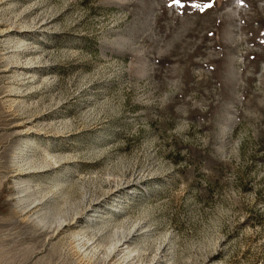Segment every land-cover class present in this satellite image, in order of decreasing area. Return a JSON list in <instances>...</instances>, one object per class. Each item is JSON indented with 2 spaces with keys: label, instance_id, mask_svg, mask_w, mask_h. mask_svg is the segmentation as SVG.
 I'll return each instance as SVG.
<instances>
[{
  "label": "rangeland",
  "instance_id": "rangeland-1",
  "mask_svg": "<svg viewBox=\"0 0 264 264\" xmlns=\"http://www.w3.org/2000/svg\"><path fill=\"white\" fill-rule=\"evenodd\" d=\"M0 264H264V0H0Z\"/></svg>",
  "mask_w": 264,
  "mask_h": 264
},
{
  "label": "bare ground",
  "instance_id": "bare-ground-1",
  "mask_svg": "<svg viewBox=\"0 0 264 264\" xmlns=\"http://www.w3.org/2000/svg\"><path fill=\"white\" fill-rule=\"evenodd\" d=\"M49 219L52 220L53 222L57 223L60 228H63L66 226L65 221L63 220V215H60V214L57 216L51 215L49 217ZM66 219H67V217H66ZM132 235H133L132 232L126 233L124 231L115 232L113 235H111L110 240H112V241L118 240L119 238L121 239V242H118L117 247H115V250L117 253H119V254L127 253L129 245L131 244V241L133 239Z\"/></svg>",
  "mask_w": 264,
  "mask_h": 264
},
{
  "label": "snow or ice",
  "instance_id": "snow-or-ice-1",
  "mask_svg": "<svg viewBox=\"0 0 264 264\" xmlns=\"http://www.w3.org/2000/svg\"><path fill=\"white\" fill-rule=\"evenodd\" d=\"M174 3L179 4L180 0H174Z\"/></svg>",
  "mask_w": 264,
  "mask_h": 264
}]
</instances>
